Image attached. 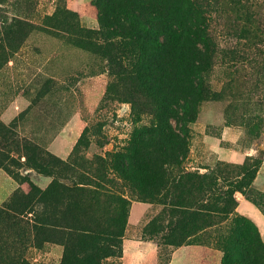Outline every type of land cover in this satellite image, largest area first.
Returning <instances> with one entry per match:
<instances>
[{
  "label": "rangeland",
  "instance_id": "1",
  "mask_svg": "<svg viewBox=\"0 0 264 264\" xmlns=\"http://www.w3.org/2000/svg\"><path fill=\"white\" fill-rule=\"evenodd\" d=\"M189 2L184 0L185 11H179L181 21L169 25L175 31L188 20ZM64 9L78 15L67 28L51 20L55 12L66 18ZM210 11L207 34L213 52L204 76L208 93L195 108L187 150L165 176L146 167L135 175L130 154L135 144L151 135L154 119L128 101L136 92L128 87L129 75L122 80L126 95L120 85L107 91L115 82L107 61L73 43L69 33L73 25L99 31L94 1L0 0V264H60L64 236L73 250L77 244L93 246L91 240L77 239L70 228L85 223L110 229L113 206L102 196L111 194L129 203L122 246L149 244L156 264H166L182 246L221 247L235 231L242 230L240 246L248 244L250 230L264 245V0L250 1L244 8L213 0ZM15 20L26 24L27 31L5 37ZM170 125L182 137L180 123ZM25 142L40 149L45 161L51 156L67 162V168L56 163L41 172L32 167L35 157L32 149L24 150ZM126 169L127 178L119 173ZM250 170H255L251 182H241ZM185 174L207 178L185 182L184 177L186 185L173 189L172 181ZM52 182L53 194L42 203L37 204L36 195L30 203L22 200L31 191L45 192ZM160 182L165 185L154 195L151 186ZM94 193L100 200L92 198ZM177 196V205L197 206L205 215L183 232L190 236H169L176 222L164 207ZM222 198L226 214L221 213ZM242 198L256 210L250 217L240 214L238 206L233 208ZM69 202L89 217L78 216V209L65 212ZM42 214L48 227L33 232ZM144 249H137L134 258L124 251L100 264H122L123 256V264H155V252L148 245Z\"/></svg>",
  "mask_w": 264,
  "mask_h": 264
},
{
  "label": "trees",
  "instance_id": "2",
  "mask_svg": "<svg viewBox=\"0 0 264 264\" xmlns=\"http://www.w3.org/2000/svg\"><path fill=\"white\" fill-rule=\"evenodd\" d=\"M93 1L98 10L97 23L99 31L82 30L77 25H73L69 30V33H72L71 40L77 45H83L85 49L91 50L96 55L102 54L107 61L108 71L115 79V82L108 86L107 91H111L120 85L126 95L128 88L125 87L122 80L124 76H130L131 83L128 87L129 89H135L136 92L133 98V95L129 93L128 101L134 106H142V112L151 114L154 119L151 135L145 141L135 144L130 154L129 159L133 165V171L135 175L142 174L145 170L143 167H146L149 170L156 171L159 176H165L168 171L167 168L177 166L179 156H184L187 150V131L194 122L195 108L199 105L201 98L208 93L204 76L208 71V62L213 52V43L207 34V26L211 22L210 6L213 0H190L187 6L190 13L186 14L187 25L185 24L184 27L179 25L180 31H175L169 25L175 20L181 21L179 11H185L182 9L185 5L184 0ZM227 1L233 6H237V8H244L253 0ZM64 10L63 13H65L66 18L60 17L55 12L51 20L57 26L67 28L69 23L78 20V15L66 9ZM189 19L192 24L189 23ZM26 31L27 25L15 20L9 25L4 34L5 37L11 38L12 35L17 34L20 36ZM198 44L201 48H198ZM170 121L180 123L182 137L174 132ZM85 135L84 132L79 138L78 144L83 143ZM23 147L26 152H30V149H32L31 151L35 157L32 160V167L41 172H45L44 170L48 167H55L56 163L64 168L68 166L67 162L57 160L51 156L45 161L44 153L36 147L28 146L26 142ZM165 165L166 168L163 169ZM119 173L126 178L130 176L128 169L121 170ZM254 174L255 170L246 172L241 182L249 184ZM184 177L185 182L207 178V176L200 177L196 174L180 175L178 179L172 181V188H183L186 185L182 181ZM164 185L165 182L162 184L160 182L157 186L153 184L150 191L155 195ZM53 186L54 183L52 182L45 192L31 191L21 198L24 202L30 203L36 195L37 204H40L47 196L51 197ZM74 189L80 191V193L83 191L82 188L78 187ZM95 197L96 200H100L101 195L95 194L92 198ZM102 197L103 201L113 206L111 220L107 221L110 224V229L85 223L73 225L70 229L78 235L77 239L91 240L93 246L88 248L85 245L77 244L74 245L73 250L70 240L64 236V250L60 264H100L101 259L121 257V237L126 224V210L129 203L123 197L115 194L103 195ZM222 199H219L218 203L222 200L221 202L224 205L221 213L226 214L228 212L227 202L224 198ZM176 200H178V196L174 197L170 204L164 207L168 209L166 212L168 211L176 222L169 236H172L174 232L175 235L190 236L187 235V232L185 234L183 232L191 228L197 221L205 218V215L200 213V208L197 206L188 209L183 206L187 204L179 203L177 205ZM69 203L65 205V212L78 209V211L80 210L78 216H83L81 218L89 217L87 216L89 214L80 206L76 207L73 206V202ZM233 205V208L238 206L237 203ZM210 206L209 209L212 208V205ZM7 207L11 208L9 205ZM203 208L207 210V207L203 206ZM22 213H19V215ZM43 217L45 215L42 214L37 224L32 227L33 232L48 227V224L44 223ZM0 218H3L2 211H0ZM79 220L78 224L80 223ZM199 230L201 229L197 228L196 232ZM241 232H233L232 237L226 239L221 247L218 245L217 248H210V244H204L208 248L220 252L222 257L219 264H264V245L259 234L254 230H250L248 244L240 246L237 240L241 237ZM63 234L68 235L66 232H63ZM181 242L179 241L177 246H180Z\"/></svg>",
  "mask_w": 264,
  "mask_h": 264
},
{
  "label": "crops",
  "instance_id": "3",
  "mask_svg": "<svg viewBox=\"0 0 264 264\" xmlns=\"http://www.w3.org/2000/svg\"><path fill=\"white\" fill-rule=\"evenodd\" d=\"M237 205H238V211L244 217H250L256 212L254 206H252L248 201L244 200L243 198L238 200ZM132 244H133L132 249L130 248L126 249L125 246L124 247L122 246V252L124 253V251H126L125 253L126 254L129 253V255L131 254L132 258L135 257L136 253L134 252H136L137 249L142 250V253L145 250L144 247H146L147 245L148 248L152 249V247H150L149 244L143 242L141 243L134 242ZM152 250L155 252L154 249ZM221 257L222 256L220 252L216 250H212L207 247L182 246L177 248L171 253L170 259L167 264H172V262H174L175 259H179L178 264H219ZM125 260L126 259L123 256L121 258V261L124 262ZM155 264H156V252H155Z\"/></svg>",
  "mask_w": 264,
  "mask_h": 264
}]
</instances>
